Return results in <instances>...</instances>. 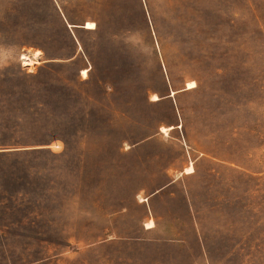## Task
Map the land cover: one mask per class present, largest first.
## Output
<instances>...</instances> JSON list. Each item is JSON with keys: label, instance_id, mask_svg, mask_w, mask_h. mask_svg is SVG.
I'll return each instance as SVG.
<instances>
[{"label": "rangeland", "instance_id": "rangeland-1", "mask_svg": "<svg viewBox=\"0 0 264 264\" xmlns=\"http://www.w3.org/2000/svg\"><path fill=\"white\" fill-rule=\"evenodd\" d=\"M0 264H264V0H0Z\"/></svg>", "mask_w": 264, "mask_h": 264}, {"label": "bare ground", "instance_id": "bare-ground-1", "mask_svg": "<svg viewBox=\"0 0 264 264\" xmlns=\"http://www.w3.org/2000/svg\"><path fill=\"white\" fill-rule=\"evenodd\" d=\"M85 27L91 28V29L92 28H95L96 27V23L93 20H88ZM40 54H41V50L40 49H37L34 52V57L38 58V56H40ZM22 59H25L24 64H26V65H32L34 63L40 62L38 59L34 60L29 54H26V53L23 54V58ZM82 73L84 74V76H87L88 70L86 68H84L83 71H82ZM187 84H188V88H190V87L195 86L196 85V82L194 80H191V81H188ZM173 93H175L174 90H173ZM153 98L154 99H157L158 98V95L157 94H153ZM169 128H171V127L170 126H164L163 127V129H165V130H167ZM193 170H194L193 164L187 166V171H193ZM148 223H149V225L147 227H152L155 222H154L153 219H151Z\"/></svg>", "mask_w": 264, "mask_h": 264}, {"label": "water", "instance_id": "water-1", "mask_svg": "<svg viewBox=\"0 0 264 264\" xmlns=\"http://www.w3.org/2000/svg\"><path fill=\"white\" fill-rule=\"evenodd\" d=\"M68 25H69V26H76L77 24H71V23H68ZM172 92H173V90H171V94H170V96H173V93H172Z\"/></svg>", "mask_w": 264, "mask_h": 264}, {"label": "crops", "instance_id": "crops-1", "mask_svg": "<svg viewBox=\"0 0 264 264\" xmlns=\"http://www.w3.org/2000/svg\"><path fill=\"white\" fill-rule=\"evenodd\" d=\"M62 15L64 16V18H65V15L63 14V12H62ZM65 20H66V22H67V24L68 23H70V22H68V20L65 18ZM72 24V23H71ZM69 26V25H68ZM69 27H72V26H69Z\"/></svg>", "mask_w": 264, "mask_h": 264}, {"label": "built area", "instance_id": "built-area-1", "mask_svg": "<svg viewBox=\"0 0 264 264\" xmlns=\"http://www.w3.org/2000/svg\"><path fill=\"white\" fill-rule=\"evenodd\" d=\"M22 57H23V54L21 55V60H22V63H24V60L22 59Z\"/></svg>", "mask_w": 264, "mask_h": 264}, {"label": "trees", "instance_id": "trees-1", "mask_svg": "<svg viewBox=\"0 0 264 264\" xmlns=\"http://www.w3.org/2000/svg\"><path fill=\"white\" fill-rule=\"evenodd\" d=\"M96 26H97V24H96ZM96 28V27H95Z\"/></svg>", "mask_w": 264, "mask_h": 264}]
</instances>
